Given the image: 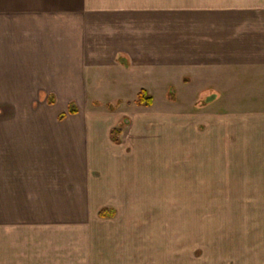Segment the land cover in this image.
<instances>
[{
    "label": "crops",
    "instance_id": "0c3cea01",
    "mask_svg": "<svg viewBox=\"0 0 264 264\" xmlns=\"http://www.w3.org/2000/svg\"><path fill=\"white\" fill-rule=\"evenodd\" d=\"M0 109V264H109L142 188H264V0H0Z\"/></svg>",
    "mask_w": 264,
    "mask_h": 264
},
{
    "label": "rangeland",
    "instance_id": "374dc122",
    "mask_svg": "<svg viewBox=\"0 0 264 264\" xmlns=\"http://www.w3.org/2000/svg\"><path fill=\"white\" fill-rule=\"evenodd\" d=\"M174 87L175 92H169V97L177 101L182 94ZM148 93L153 101L155 97L156 108L163 105L162 94ZM138 94L127 97L134 102L136 96L137 103ZM209 97L210 94L203 96ZM177 107L180 104H175V113L178 109L182 113ZM11 111L0 109V116L11 115ZM127 123L125 119L121 125ZM173 155L176 174L189 164L184 163L181 150ZM164 158L167 162L171 159L169 155ZM214 160L215 157L203 156L198 165L209 169ZM236 168L237 164L232 162L227 173L232 171L230 175L237 174L238 180H246L245 170L235 172ZM169 184L163 180L157 188H142L141 203L134 206L135 214L127 217L120 213L121 227L125 226L126 232L116 238L118 245L104 248L105 255L101 253L103 257L109 256V264H264V188H253L252 183L233 190L205 187L199 189V202H194L187 198L186 191L182 193L177 185L171 188ZM114 225L120 226V222L111 221L107 227ZM91 250L86 255L101 257Z\"/></svg>",
    "mask_w": 264,
    "mask_h": 264
},
{
    "label": "trees",
    "instance_id": "16d2710c",
    "mask_svg": "<svg viewBox=\"0 0 264 264\" xmlns=\"http://www.w3.org/2000/svg\"><path fill=\"white\" fill-rule=\"evenodd\" d=\"M51 103H54L55 99L51 98V100H49ZM153 102V97L152 95H150L148 93L147 90L143 89L139 92L138 94V99H137V103L139 105H144V106H150L152 105ZM78 109L76 108V104L72 103L69 109V113H77ZM67 116V113H61L60 114V119H63ZM124 125V124H123ZM123 125H120L119 127L113 128L112 129V139L114 142L119 143L121 141V135L123 133ZM114 215V211H109L108 208H103L100 211V216L101 217H106V216H113Z\"/></svg>",
    "mask_w": 264,
    "mask_h": 264
},
{
    "label": "water",
    "instance_id": "95a60500",
    "mask_svg": "<svg viewBox=\"0 0 264 264\" xmlns=\"http://www.w3.org/2000/svg\"><path fill=\"white\" fill-rule=\"evenodd\" d=\"M213 97H215V96H210V97L207 98L206 100H207V101H211V100L213 99Z\"/></svg>",
    "mask_w": 264,
    "mask_h": 264
}]
</instances>
